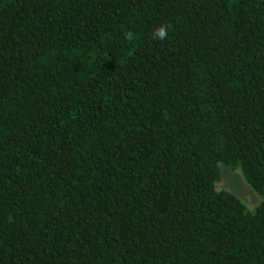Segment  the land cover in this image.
<instances>
[{
	"label": "trees",
	"instance_id": "trees-1",
	"mask_svg": "<svg viewBox=\"0 0 264 264\" xmlns=\"http://www.w3.org/2000/svg\"><path fill=\"white\" fill-rule=\"evenodd\" d=\"M0 264H264V0H0Z\"/></svg>",
	"mask_w": 264,
	"mask_h": 264
},
{
	"label": "rangeland",
	"instance_id": "rangeland-1",
	"mask_svg": "<svg viewBox=\"0 0 264 264\" xmlns=\"http://www.w3.org/2000/svg\"><path fill=\"white\" fill-rule=\"evenodd\" d=\"M220 178L217 182L218 188L233 192L246 205L247 209L253 210L258 201V195L244 181L238 170H230L229 167L220 163Z\"/></svg>",
	"mask_w": 264,
	"mask_h": 264
},
{
	"label": "clouds",
	"instance_id": "clouds-1",
	"mask_svg": "<svg viewBox=\"0 0 264 264\" xmlns=\"http://www.w3.org/2000/svg\"><path fill=\"white\" fill-rule=\"evenodd\" d=\"M168 27L169 25L165 24L158 25L152 33L153 38L161 41L165 40L168 36Z\"/></svg>",
	"mask_w": 264,
	"mask_h": 264
}]
</instances>
